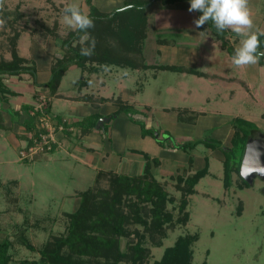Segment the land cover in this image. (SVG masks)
I'll return each mask as SVG.
<instances>
[{"label":"rangeland","instance_id":"obj_1","mask_svg":"<svg viewBox=\"0 0 264 264\" xmlns=\"http://www.w3.org/2000/svg\"><path fill=\"white\" fill-rule=\"evenodd\" d=\"M69 3L78 4L85 13L89 10L84 0H3L0 19L5 23L0 28V59H11L10 39L15 34H19L15 44L17 51L18 48L26 51L27 46L32 45L30 39L44 47L47 42L54 41L60 48L68 33L75 29L65 25L62 19L63 8ZM152 3L160 5L157 0ZM93 4L107 13L119 8L122 1L93 0ZM183 4L190 5L186 0ZM248 8L253 30L262 32L264 0H248ZM4 12L8 14L3 16ZM189 16L195 17L196 12ZM174 33L183 32L176 30ZM232 34L230 43L235 50L240 38ZM168 36L167 40L172 39L170 34ZM184 36V39L178 36L180 39L170 47L175 57L173 61L195 69L198 67L195 55H200L205 46L194 32ZM210 36L216 42L217 51L220 42ZM157 39V34L149 30L145 42L149 62L153 61L155 50L161 46L156 43ZM258 63L239 68L233 65L228 54L220 51L215 55L209 73L230 77L228 80L214 81L211 85L212 81L187 74L162 71L153 79V71L137 72L141 77L138 84L128 82L122 88L116 85L115 95L129 96L141 89L135 100L146 105L150 113L141 114L147 118V124L144 119L138 124L148 127L150 122L157 123L165 132V149L171 140L181 143L216 141L221 147L229 148L234 118L248 121L251 128L264 134V66H258ZM78 79V71L67 72L62 81L64 90L70 89ZM177 109L187 110L180 117L183 124L176 121ZM132 116L131 112H123L113 125L105 124L104 137L109 140L112 135L114 145L119 146L122 136L140 132L139 125L131 120ZM28 136L30 133L26 134ZM25 141L21 138L18 143L10 134H5L4 139L0 136V242L6 238L12 241L9 250L12 263L38 261V250L52 237L65 234L66 214L79 207V193L95 184V172L89 169L80 171L78 162L63 152L41 153L24 161L20 151ZM163 157L175 161L174 169L170 170L172 177L155 176L165 194L163 202L157 206L135 199L141 221H129L124 225L126 234L117 238V252L113 250V255L108 256L94 255L87 259V264H130L132 247L136 245L143 252L144 264H152L160 259L165 248L187 235H197L191 246L192 264H264V180L257 177L246 187L233 173L232 184L225 189L222 182L223 153L220 148L213 149L205 142H200L192 150L164 153ZM206 159L210 174L199 179L190 192L186 181L203 167ZM182 168L186 169L182 171ZM100 186L108 188V180L102 179ZM126 212L135 217L134 207L132 210L126 208ZM22 241H27L34 249H29ZM117 253L119 259L115 261Z\"/></svg>","mask_w":264,"mask_h":264},{"label":"trees","instance_id":"obj_2","mask_svg":"<svg viewBox=\"0 0 264 264\" xmlns=\"http://www.w3.org/2000/svg\"><path fill=\"white\" fill-rule=\"evenodd\" d=\"M154 0H122V5L109 13L100 11L93 4V0H84L88 6V12L94 22V27L88 29V33L95 39L94 53L91 56L80 55V48L85 46V42L81 40L84 35L76 29L70 31L65 40L62 41L61 49L63 54L60 58H55L51 67V76L49 81L43 85L47 89L46 97L53 95L64 73L71 67L76 66L81 71L88 74L97 72L102 67H119L130 70H162L171 72H186L203 76L202 73L196 72L180 66H159L148 65L145 63L143 56L144 43L147 36V16L146 7L152 4ZM163 5L173 4L184 0H157ZM189 1V0H186ZM83 11V10H82ZM84 12V11H83ZM197 13V18L201 13ZM8 13L4 12L3 16ZM1 15V12H0ZM198 31H208L213 37L220 42V46L230 56L234 54V50L230 44L229 37L232 35L230 30H225L222 33L217 32L212 22L209 21L201 27H197ZM260 33H264L260 32ZM259 34V33H258ZM19 34H15L10 41L12 42L11 59H0V102H6L15 95L13 91L8 89L3 81V76L18 75L29 70V62L20 57L16 50V40ZM237 36V35H236ZM57 39L56 35H53ZM260 51H264V35H259ZM264 57L260 58V65H264ZM105 101V99H101ZM33 106L24 105L21 111L27 114L28 119L25 120L24 132L22 138L27 140L26 134L32 132L34 137L38 133L43 132L35 126V117H40L41 114L30 116L29 113ZM50 102L48 101L46 114L50 116L52 121L64 127L63 134L65 136L73 135L74 129L81 132H90L94 129L99 116H90L86 119L76 122H69L57 116L50 114ZM121 112L137 113L133 105L128 103L120 104L118 110L112 115L116 116ZM185 110H178V119L182 121L181 114ZM18 112L15 111L14 114ZM112 118V117H111ZM133 120V119H131ZM251 124L241 118L232 120V136L230 139V147L223 148L218 142L213 141H187L183 143H175L171 140L170 146L182 151H188L196 148L200 142H205L212 145V148H220L223 153V186L229 189L232 184V174L236 173L243 184L248 187V183L240 175V165L242 159L243 148L247 138L256 129L251 128ZM143 136H151L155 138L159 145H164V137H159V130L146 129L140 123ZM105 128V126H104ZM158 134L157 136H155ZM31 144V142H28ZM211 147V146H210ZM56 149V145L52 146L51 153ZM44 153V152H43ZM41 154V153H39ZM37 154V155H39ZM36 155V156H37ZM145 159L144 170L141 175L127 176L115 174L112 172H100L95 176V184L92 188L80 192L79 207L67 213V225L65 234L52 237L51 241L47 242L38 250L40 258L38 261L22 260L17 263L11 262L9 250L12 246V241L9 238L0 242V264H87V259L94 255L108 256L113 255V250L117 252V238L126 234L125 226L129 221L140 222L141 218L138 213L139 207L135 201L152 203L159 206L160 202L165 199V194L161 185L156 181L152 171L154 167L159 165V160L155 157L151 158L148 155H143ZM190 160H192L190 158ZM208 174V160H205L204 166L195 172L186 182L190 186L192 192L193 186L198 180ZM108 180L109 187L102 188L100 183L102 179ZM264 191V190H263ZM135 208V217L126 212V208ZM153 210L155 207H152ZM134 218V219H132ZM197 240V235H187L179 237L172 246L164 249L159 260L152 264H192L193 242ZM29 249L34 248L27 241H22ZM142 250L138 245L132 247L131 263L144 264ZM123 256V255H122ZM121 257V254H120ZM115 261L119 259L118 253L114 256ZM202 264H205L202 263Z\"/></svg>","mask_w":264,"mask_h":264},{"label":"crops","instance_id":"obj_3","mask_svg":"<svg viewBox=\"0 0 264 264\" xmlns=\"http://www.w3.org/2000/svg\"><path fill=\"white\" fill-rule=\"evenodd\" d=\"M183 2L184 1H178L173 4L163 5L159 1V6L152 3L146 7L147 36L145 42L148 38L149 30H151L157 34L158 39L156 40V43L161 46L157 47L154 53L155 56H152L153 61L149 62L147 60L144 43L143 56L145 63L148 65L180 66L192 69L196 72L202 73L203 76L189 74L186 72L172 73L187 74L200 79L204 78L212 81L211 85L214 81L218 82L221 81V79L228 80L230 77L224 78L219 74L209 73V67L214 63L215 55L220 51H224L226 54H228V52L218 45L220 43L217 44L219 49L216 51V42L214 43L208 31H198L196 25L193 23V21L197 19V13L195 17L189 16L190 12L188 11V8L190 5L183 4ZM176 30L177 32L182 31L183 33L175 34L174 32H176ZM188 32H194L197 34L205 46L202 52V49L200 50V55H195V65H198L195 69L174 64L173 60L175 57L173 58V55L171 54L172 50L170 47L175 44L179 37L184 39L185 36L183 37V35ZM168 34H170L172 39L169 38L167 40L166 37H169ZM232 36L233 34L229 37V40ZM30 40L31 42L33 40L32 45L27 46L26 51L23 50L24 48H18L17 52L20 57L29 62V66L32 67L33 65V69L30 68L18 75H6L2 77L4 85L13 91L15 95L11 96L6 102H0V133L4 134L5 132L6 135L10 134L17 140L18 143H20V139L22 138L24 132L23 123L26 119H28L27 114L20 112L21 107L24 105L30 106L36 101L39 95H45L47 89H45L43 85H45L50 79L51 67L54 59L60 58L63 54L61 47L58 48L54 44V41H51V43L47 42L46 47H44L41 43L34 41V39ZM47 40L50 41L49 39ZM170 40H172L171 44ZM168 44L170 46H168ZM158 55V60L160 62H157L158 60L156 59V56ZM228 56L230 55L228 54ZM258 66H261L260 63H258ZM72 71L79 72V79L75 81L72 86H70V89L65 91L62 81L66 73ZM146 71H153L151 74L153 79L156 78L157 72H162V70L155 69L130 70L109 66L102 67L97 72L88 74L87 72L81 71L76 66H71L64 73L56 92L51 95V97H48L50 102V114L69 122H76L90 116H99L100 118L112 117L110 121L105 124L113 125L118 116H120L123 112L116 116L112 115L118 110L120 104L128 103L133 105L134 109L137 111V113L132 114L133 116L131 119H133V122L138 124L140 119H144V122L147 124V118H144L141 114L147 115V113H150V110L146 105L142 106L135 100V95L140 93V88L136 89L133 95H115L116 85L121 88L127 86L126 83L128 82L130 85H136L141 78L137 72L145 73ZM122 90L120 89V92H122ZM125 90L127 91V89ZM101 99H105V101H101ZM178 110L180 109H177V112ZM182 110L187 111L186 109ZM15 111L18 113L14 114ZM176 121L183 124V121H179L177 114ZM138 125L141 130L140 123ZM145 128L159 130L160 138H162L165 133L162 128L158 127L157 123L150 122L148 123V127L145 126ZM230 130L232 131V127ZM105 132L106 128L97 131L95 127L90 132H81L78 129H74V134L69 136H65L63 133L57 132L55 135L57 146L54 151L63 152L78 162L80 171L82 169L93 170L95 172V176L100 172H112L127 176L141 175L145 165V159L143 157L144 154L151 158L155 157L159 160V165L154 167L152 171L154 177L156 174L164 177L167 176L169 178L173 176L170 170L174 169L172 167L175 161L168 159L167 157H163V155L167 152L171 153L178 151V149L173 148V146H168V148L165 149L163 145H159L156 142L155 138L148 135L143 136L142 130L140 132L136 131V134L133 135L127 134L126 137L122 136V144L116 146L111 140L112 135L111 138H109L110 141L107 140L108 137H104ZM5 134L0 135L2 139H4ZM157 135L158 134L155 136ZM168 135L169 137L171 136L170 134ZM175 143L181 142L176 141ZM166 145H168V143H166ZM187 166L191 169L189 164ZM209 166L208 161V174L205 177L210 174ZM185 169L186 168H182V171ZM177 170L178 169H176V171Z\"/></svg>","mask_w":264,"mask_h":264},{"label":"clouds","instance_id":"obj_4","mask_svg":"<svg viewBox=\"0 0 264 264\" xmlns=\"http://www.w3.org/2000/svg\"><path fill=\"white\" fill-rule=\"evenodd\" d=\"M188 11L199 12L201 15L193 21L196 27H201L211 21L217 32L222 33L230 30L239 38V44L231 56L234 66L244 68L255 65L264 51H260L259 33L253 30V21L248 8V0H189ZM3 0H0V6ZM63 22L78 32L84 33L81 40L85 46L80 48V55L91 56L94 53L95 39L90 36L88 29L94 27V22L89 14L82 11L76 3H69L63 8ZM4 21L0 19V28Z\"/></svg>","mask_w":264,"mask_h":264},{"label":"built area","instance_id":"obj_5","mask_svg":"<svg viewBox=\"0 0 264 264\" xmlns=\"http://www.w3.org/2000/svg\"><path fill=\"white\" fill-rule=\"evenodd\" d=\"M49 98L46 95H39L36 101L32 104L33 110L30 111L29 115L34 116L40 113L41 116L35 117V126L43 132H39L36 137L32 132L30 136L27 137L25 141V146L20 151L21 158L25 160H32L37 154L45 153V151H50L53 145L57 146L55 140V135L57 132H63L64 127L62 125L56 124L55 121L50 119V116L46 114V109L48 105ZM31 142L29 144L28 142Z\"/></svg>","mask_w":264,"mask_h":264},{"label":"water","instance_id":"obj_6","mask_svg":"<svg viewBox=\"0 0 264 264\" xmlns=\"http://www.w3.org/2000/svg\"><path fill=\"white\" fill-rule=\"evenodd\" d=\"M110 119L111 117L98 119L95 129L102 130ZM240 175L249 185H252L257 177L264 180V134L254 132L247 138L242 153Z\"/></svg>","mask_w":264,"mask_h":264}]
</instances>
